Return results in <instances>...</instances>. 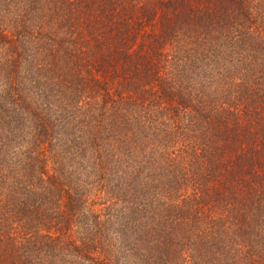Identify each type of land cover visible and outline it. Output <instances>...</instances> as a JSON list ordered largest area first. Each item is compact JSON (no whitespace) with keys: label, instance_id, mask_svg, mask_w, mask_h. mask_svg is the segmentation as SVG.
<instances>
[{"label":"trees","instance_id":"obj_1","mask_svg":"<svg viewBox=\"0 0 264 264\" xmlns=\"http://www.w3.org/2000/svg\"><path fill=\"white\" fill-rule=\"evenodd\" d=\"M0 264H264V0H0Z\"/></svg>","mask_w":264,"mask_h":264}]
</instances>
